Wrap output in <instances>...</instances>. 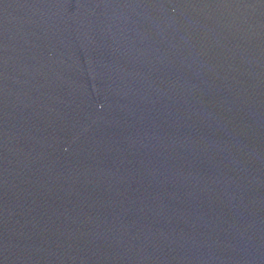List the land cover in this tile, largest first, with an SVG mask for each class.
I'll list each match as a JSON object with an SVG mask.
<instances>
[{
  "label": "water",
  "instance_id": "obj_1",
  "mask_svg": "<svg viewBox=\"0 0 264 264\" xmlns=\"http://www.w3.org/2000/svg\"><path fill=\"white\" fill-rule=\"evenodd\" d=\"M0 264H264V0H0Z\"/></svg>",
  "mask_w": 264,
  "mask_h": 264
}]
</instances>
